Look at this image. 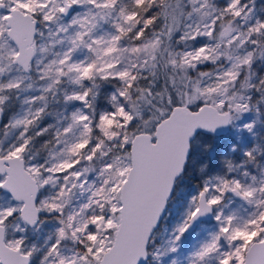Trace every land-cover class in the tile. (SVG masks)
<instances>
[{
	"label": "snow or ice",
	"instance_id": "snow-or-ice-1",
	"mask_svg": "<svg viewBox=\"0 0 264 264\" xmlns=\"http://www.w3.org/2000/svg\"><path fill=\"white\" fill-rule=\"evenodd\" d=\"M0 264H264V0H0Z\"/></svg>",
	"mask_w": 264,
	"mask_h": 264
}]
</instances>
